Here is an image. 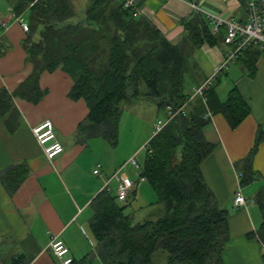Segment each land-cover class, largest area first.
Here are the masks:
<instances>
[{"label":"trees","instance_id":"trees-1","mask_svg":"<svg viewBox=\"0 0 264 264\" xmlns=\"http://www.w3.org/2000/svg\"><path fill=\"white\" fill-rule=\"evenodd\" d=\"M12 2L16 15H24L30 28L23 46L33 72L14 93L0 91V116H10L8 125L17 117V111L11 110L12 97L39 102L43 97L40 76L62 69L73 80L70 98L84 99L90 112L78 136L100 137L115 146L121 105L139 99L138 84L144 83L145 99L156 103L159 111L181 106L188 94V80L194 78L191 57L204 44L216 43L209 21L195 16L183 22L186 36L173 45L149 20L134 16L119 0H90L84 21L78 23L73 22L72 0H45L29 10V0ZM260 52L251 48L244 55L251 54L255 61ZM215 86L208 93L207 107L196 100L145 147L141 177L155 191L156 204L163 206L161 217L134 223L125 213L127 206H120L109 190L93 200L90 227L96 248L92 254L103 264H155L159 252L165 255L166 264H223L229 213L218 207L200 168L215 147L204 134L211 122L205 115H223L233 130L249 116L250 107L237 88L221 100ZM263 139L258 130L253 148L236 163L242 186L257 177L253 159ZM28 174L22 164L4 170L0 179L13 195ZM254 201L262 215L254 236L264 247V187ZM90 257L78 264H91ZM30 263L23 257L13 262Z\"/></svg>","mask_w":264,"mask_h":264},{"label":"crops","instance_id":"crops-1","mask_svg":"<svg viewBox=\"0 0 264 264\" xmlns=\"http://www.w3.org/2000/svg\"><path fill=\"white\" fill-rule=\"evenodd\" d=\"M6 1L8 11L13 9L12 0ZM203 1V9L212 14L232 16L241 21L246 18L245 10L234 0ZM137 9L173 45L179 44L186 36L183 22L195 17L189 6L178 0H138ZM2 21L8 26L0 27V91L12 94L32 74L33 64L23 46L28 33L23 32L10 14L2 19L0 15ZM210 30L214 34L211 24ZM224 36L225 30L221 28L213 35L215 45L204 44L191 57L194 78L188 80V93L220 63L227 51L223 45ZM250 55H244L233 64V70L230 66L223 73L227 93L237 88L250 107L249 116L232 130L223 115H213L204 128L206 139L215 147L200 165L202 176L218 207L229 213L228 239L221 255L223 264H264L263 246L254 236L262 222L254 199L264 187V139L253 159L256 179L242 186L240 173L236 171V163L253 148L257 131L261 130L264 136V51L255 61ZM221 84L219 78L215 92L225 100L227 95L221 96L218 92ZM142 85L143 82L138 84L139 99L125 101L129 112L134 109L133 112L137 109L143 111L145 103H154L145 99L146 87L142 88ZM72 87L73 80L64 70L44 72L39 79L42 99L33 103L12 97L11 110L17 111L16 120H11L8 125L10 116H0V175L7 168L22 164L29 171L13 195L7 192L0 179V264H13L18 257L30 260V264H62L48 250L54 237L69 249L72 264L80 263L89 255L91 264H103L96 254H92L96 248L90 227L94 215L92 202L105 190L108 181L109 191H116L117 182L111 178L122 166L117 167L112 156V149L117 144L113 146L100 137L84 139L78 136L79 126L87 120L90 112L84 99L70 98ZM154 104L150 105L152 113L154 109L159 110ZM45 120L53 122L57 139L65 148L64 153L52 161L46 159L31 133L32 127ZM146 138L145 132L143 139L124 158L129 160L139 155L150 141ZM125 174L136 182L135 195L138 183L146 180H138L133 171ZM238 191L247 204L235 208Z\"/></svg>","mask_w":264,"mask_h":264},{"label":"built area","instance_id":"built-area-1","mask_svg":"<svg viewBox=\"0 0 264 264\" xmlns=\"http://www.w3.org/2000/svg\"><path fill=\"white\" fill-rule=\"evenodd\" d=\"M45 0H29L27 9L44 2ZM123 7L133 13L134 16H141L140 10L137 9L138 0H119ZM189 6L192 13L195 16H202L211 25H213V33L217 34L221 28L225 30V36L223 45L227 48V51L223 54L220 63L215 67L213 72L198 86L194 87L186 96L184 103L177 107H168L166 112L165 121L159 120L154 125L153 136L160 132L163 127L178 115H185L186 111L193 106L196 100H200L204 106L208 104V93L217 84L221 75L228 71L230 65L239 61L245 52L251 48H257L264 51V0H234L240 5L246 13L245 20L241 21L232 16L226 17L223 15L212 14L203 9V0H178ZM9 13L18 22L23 32L28 33L30 31L29 25L24 15H15L12 8L9 9ZM8 23L5 21L0 22V27L6 28ZM213 118V114L208 112L205 115V119L210 121ZM31 133L34 136L37 144L40 146L46 159L52 161L57 156L64 153L65 148L58 141L54 124L51 120H45L40 124L31 128ZM127 166H131L134 169V173L138 180L144 179L141 177L142 167L137 161L136 156L130 158L124 166L117 170L111 181L117 182L116 197L119 202H127L129 196L134 193L136 189V182L129 178L123 169ZM98 174V171H95ZM108 181L105 184V190H109ZM247 200L238 191L234 200V207L246 206ZM264 249V247H263ZM49 251L53 255L61 260L62 264H72L73 260L69 256V249L65 246L63 241L54 237L49 244Z\"/></svg>","mask_w":264,"mask_h":264},{"label":"rangeland","instance_id":"rangeland-1","mask_svg":"<svg viewBox=\"0 0 264 264\" xmlns=\"http://www.w3.org/2000/svg\"><path fill=\"white\" fill-rule=\"evenodd\" d=\"M75 17L73 22L78 23L82 22L85 19V12L88 6L90 5V0H72ZM2 8V11H1ZM8 3L6 0H0V15L1 19L4 16H8ZM233 70V64L230 65ZM222 84L218 88L219 94L222 96L227 95V81L226 75H221L220 77ZM145 87L142 85V88ZM145 90V89H144ZM226 98V97H225ZM155 106L154 103H145L144 110L137 109L136 112H129L128 106L123 102L122 107V116L119 123V131L117 139V145L112 149L114 152L113 159L114 162L117 163V167L124 166L128 161L127 158H124L129 150L133 148L134 145L143 139V134L146 132V139L152 138L154 133V125L159 121H165L166 112L164 110L159 111L154 109L152 113V107ZM140 106V105H139ZM147 106V107H145ZM130 110V108H129ZM146 110V111H145ZM145 111V112H144ZM145 139V138H144ZM142 145V144H141ZM142 152L136 156L137 161L142 164L145 159L146 151L144 147L142 148ZM113 162V164H114ZM134 169L131 166H127L123 169L124 173H129ZM236 171L239 173L238 168ZM137 180V178H136ZM115 194V189L112 190ZM157 195L155 191L150 187V185L145 181H140L138 183V188L136 194H131L127 200V202H119L120 206H127L125 213L130 215L134 223L143 222L147 219L156 220L161 217L164 213L163 206L160 204H156ZM155 264H166L165 255L159 252L154 258Z\"/></svg>","mask_w":264,"mask_h":264}]
</instances>
